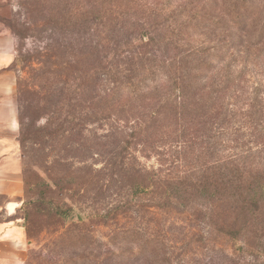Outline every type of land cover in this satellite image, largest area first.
<instances>
[{
    "label": "trees",
    "instance_id": "obj_1",
    "mask_svg": "<svg viewBox=\"0 0 264 264\" xmlns=\"http://www.w3.org/2000/svg\"><path fill=\"white\" fill-rule=\"evenodd\" d=\"M0 21L39 37L17 47L38 78L71 71L19 88V151L56 140L103 161L43 163L38 181L74 197L40 222L23 172L27 236L51 234L26 264H264V84L249 93L233 54L264 47V0H22Z\"/></svg>",
    "mask_w": 264,
    "mask_h": 264
},
{
    "label": "rangeland",
    "instance_id": "obj_2",
    "mask_svg": "<svg viewBox=\"0 0 264 264\" xmlns=\"http://www.w3.org/2000/svg\"><path fill=\"white\" fill-rule=\"evenodd\" d=\"M20 1L22 0H0V18H8L11 17V15L15 12H17L20 9ZM0 33H8L12 34L16 41H15V49H14V60L12 64L10 65L9 69H11L14 73V84H15V93H16V100L18 104V116H19V88L20 87H29L33 86L35 84H41L45 87H51L52 85H58L62 83L64 80L66 81L71 71L67 69L60 70L55 73H51L50 71H47L41 78H38L35 74L37 73V67L39 65L32 64L31 62H28L25 66L24 62H21V60L17 61V47L18 43L22 44V52L26 53L28 50H32L35 44H43L36 35H30L26 36L23 39H19L14 33L10 32L9 29L6 28V25L4 24V21H0ZM21 48V47H20ZM233 54L237 55V65L239 68L243 67V65H247L248 71H247V81H246V88L249 90V93L252 92V89L254 86H257L258 83L264 84V47H245L237 51H233ZM51 68H48L50 70ZM54 69V68H52ZM47 70V68H46ZM41 72V71H40ZM246 102L245 100L243 103V106L240 107V109L246 108ZM38 125H42L45 123V118H40L37 122ZM54 143V144H53ZM47 142L45 145H28L27 148V156L23 153L21 147H20V156H21V167L23 172L25 173L27 179L29 182H32L31 185L28 184L27 187V200L28 204L26 205L28 214L32 216V218L35 220V222H40L43 219V215H51L48 213V210L50 209L53 204L60 203L63 199L67 201L68 203H72L71 200L67 199L63 196V193H68V195H73L72 190H58L56 186L51 182L49 185V188L42 184V181H38L37 176L41 175L42 177L46 178V174L44 172V167L42 166L43 163H46L48 167H50L52 170L58 174L60 172L61 174H66L69 169L73 171H77L80 174L84 173L86 170L84 167L89 165L91 168L96 172L102 168L101 157L100 156H90L87 155V162H83L80 160L79 155L77 156V152L71 151L68 153L67 156L65 151L60 153V145L56 142ZM55 145V146H54ZM73 155H76L73 157ZM141 161L146 166H157V160L155 156H153L150 160L146 159L144 157H141ZM35 163L37 165H35ZM84 168V169H83ZM25 170V171H24ZM34 182L36 184H34ZM54 185V186H53ZM54 190L55 192L53 193ZM41 191H44V193L39 194ZM63 192V193H62ZM74 197V195H73ZM74 215H78L77 212H75ZM51 239V234L44 233L41 236L40 241L31 240V246L29 249L28 257L25 262L27 263L28 260H36L35 253L39 251L40 249H44L45 243ZM45 251V249H44Z\"/></svg>",
    "mask_w": 264,
    "mask_h": 264
},
{
    "label": "crops",
    "instance_id": "obj_3",
    "mask_svg": "<svg viewBox=\"0 0 264 264\" xmlns=\"http://www.w3.org/2000/svg\"><path fill=\"white\" fill-rule=\"evenodd\" d=\"M15 37L0 33V264H25L31 240L24 226L26 187L19 151L14 73Z\"/></svg>",
    "mask_w": 264,
    "mask_h": 264
}]
</instances>
